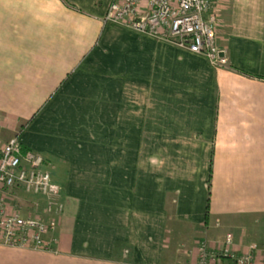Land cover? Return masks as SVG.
Here are the masks:
<instances>
[{
	"label": "crops",
	"instance_id": "crops-1",
	"mask_svg": "<svg viewBox=\"0 0 264 264\" xmlns=\"http://www.w3.org/2000/svg\"><path fill=\"white\" fill-rule=\"evenodd\" d=\"M111 2L0 0V137L44 156L62 207L33 210L51 250L0 264H182L264 227V0H224V68L105 22Z\"/></svg>",
	"mask_w": 264,
	"mask_h": 264
},
{
	"label": "built area",
	"instance_id": "built-area-1",
	"mask_svg": "<svg viewBox=\"0 0 264 264\" xmlns=\"http://www.w3.org/2000/svg\"><path fill=\"white\" fill-rule=\"evenodd\" d=\"M223 3L224 0H112L104 20L187 49L204 56L214 68H224L229 64L228 50L217 42ZM17 193L35 197V208L38 201H43L47 214L58 215L62 210L61 187L53 180L44 156L25 149L18 135L7 141L0 137V246L51 250L45 236L57 229V216L49 221L37 214L23 216L13 207L12 194ZM190 257L191 264H264V251L258 244L244 245L232 233L222 241H199Z\"/></svg>",
	"mask_w": 264,
	"mask_h": 264
},
{
	"label": "rangeland",
	"instance_id": "rangeland-1",
	"mask_svg": "<svg viewBox=\"0 0 264 264\" xmlns=\"http://www.w3.org/2000/svg\"><path fill=\"white\" fill-rule=\"evenodd\" d=\"M219 19H220L221 22H223V18H222L221 15H220ZM220 21H219V23H220ZM217 32H218V29H217ZM217 40H218V35H217ZM0 124H1V119H0ZM0 128H2V127H0ZM12 195L15 197V200L13 201V204H14L13 207H14V209L17 210V211H20L23 214V216H26V215L27 216L34 215L33 210L35 212H37V210H38V213L40 214L41 213V209H43V207H44L43 201H38V207H37V209H34L33 207L31 208V204H33V202H35V203L37 202V199H35L32 196H28V195L22 194V193H20V194L17 193L15 195L14 194H12ZM248 225H251V227L253 228V230L250 228L251 231H249L248 230ZM256 226H258V224L255 222V218L247 217V218L242 219L241 222H240V227H246L245 229H247V231L249 233L247 232V235H245L244 233L242 235L239 234L240 235V238L242 240L241 239L240 240L238 239V241H241L244 245H249L251 243L256 244L254 241L256 239H259L260 237L263 238V236H264V227H261V229L259 231L256 228ZM240 232H242V230H240ZM234 233H232V234H234ZM237 233H239V232L237 231ZM237 233H235V234L237 235ZM203 239L204 238H202L201 236H199L198 239L196 240V242L197 241L199 242V241H201ZM188 255H190V251H189ZM174 259L176 261L178 260V258H174ZM190 262L191 261H190L189 257L186 255V258L184 257V261H183L182 264H190Z\"/></svg>",
	"mask_w": 264,
	"mask_h": 264
}]
</instances>
